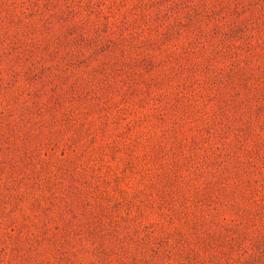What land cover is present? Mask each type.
Masks as SVG:
<instances>
[{
  "label": "rangeland",
  "instance_id": "rangeland-1",
  "mask_svg": "<svg viewBox=\"0 0 264 264\" xmlns=\"http://www.w3.org/2000/svg\"><path fill=\"white\" fill-rule=\"evenodd\" d=\"M0 264H264V0H0Z\"/></svg>",
  "mask_w": 264,
  "mask_h": 264
}]
</instances>
